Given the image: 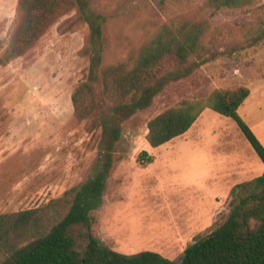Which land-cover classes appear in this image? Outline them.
<instances>
[{
  "label": "rangeland",
  "instance_id": "1",
  "mask_svg": "<svg viewBox=\"0 0 264 264\" xmlns=\"http://www.w3.org/2000/svg\"><path fill=\"white\" fill-rule=\"evenodd\" d=\"M18 1L0 0V53ZM91 6L108 18L105 64L124 60L176 18L210 24L204 38L210 60L123 124L94 225L116 251L152 250L178 260L229 212L232 189L262 175L264 163L238 125L212 109L186 134L156 148L147 139L148 123L183 100L246 87L251 94L239 114L264 145V1L221 10L208 8L206 0H91ZM87 32L69 12L26 56L0 65V215L60 198L93 172L92 121L75 118L72 100L87 77L89 60L81 55ZM96 101L103 102L102 86ZM142 151L154 162L140 164Z\"/></svg>",
  "mask_w": 264,
  "mask_h": 264
},
{
  "label": "trees",
  "instance_id": "2",
  "mask_svg": "<svg viewBox=\"0 0 264 264\" xmlns=\"http://www.w3.org/2000/svg\"><path fill=\"white\" fill-rule=\"evenodd\" d=\"M264 0H206L214 10L244 8ZM74 11V23L87 27L81 55L89 60L86 80L75 89V118L92 121L98 156L84 182L38 207L0 215V264H264V173L231 191L229 212L206 235L188 245L180 259L143 250L116 251L95 231L96 213L116 166V144L123 124L148 109L173 82L192 76L207 63L204 42L208 20L176 18L161 25L124 60L105 64L104 26L108 18L91 0H19L13 28L0 53L7 66L26 56L62 16ZM102 86L103 102L96 101ZM251 92L246 87L216 90L206 99L183 100L148 123L151 147L186 134L206 109L231 118L264 163V145L239 114ZM110 104H107L109 103ZM155 157L142 151V165ZM83 229L76 234V229Z\"/></svg>",
  "mask_w": 264,
  "mask_h": 264
},
{
  "label": "water",
  "instance_id": "3",
  "mask_svg": "<svg viewBox=\"0 0 264 264\" xmlns=\"http://www.w3.org/2000/svg\"><path fill=\"white\" fill-rule=\"evenodd\" d=\"M183 261H184V258H183V259H181V261L179 262V264H182V263H183Z\"/></svg>",
  "mask_w": 264,
  "mask_h": 264
}]
</instances>
